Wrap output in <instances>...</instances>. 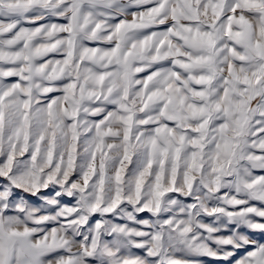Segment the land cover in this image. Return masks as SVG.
Segmentation results:
<instances>
[{
	"label": "snow or ice",
	"instance_id": "snow-or-ice-1",
	"mask_svg": "<svg viewBox=\"0 0 264 264\" xmlns=\"http://www.w3.org/2000/svg\"><path fill=\"white\" fill-rule=\"evenodd\" d=\"M257 235L264 0H0V264H264Z\"/></svg>",
	"mask_w": 264,
	"mask_h": 264
},
{
	"label": "rangeland",
	"instance_id": "rangeland-1",
	"mask_svg": "<svg viewBox=\"0 0 264 264\" xmlns=\"http://www.w3.org/2000/svg\"><path fill=\"white\" fill-rule=\"evenodd\" d=\"M12 79H14V78H12ZM33 202H36L35 201V198H30ZM142 215H144L145 217L147 216V214H142ZM254 238H257V239H260V240H262V241H264V236H259V235H257V236H255ZM139 254H142V252H140V250H136ZM242 253H238L237 255L239 256V255H241ZM207 264H215V262H213V261H211V260H208L207 261Z\"/></svg>",
	"mask_w": 264,
	"mask_h": 264
},
{
	"label": "crops",
	"instance_id": "crops-1",
	"mask_svg": "<svg viewBox=\"0 0 264 264\" xmlns=\"http://www.w3.org/2000/svg\"><path fill=\"white\" fill-rule=\"evenodd\" d=\"M257 174H262V173H259V172H258Z\"/></svg>",
	"mask_w": 264,
	"mask_h": 264
}]
</instances>
